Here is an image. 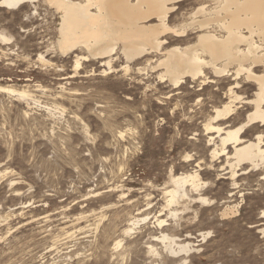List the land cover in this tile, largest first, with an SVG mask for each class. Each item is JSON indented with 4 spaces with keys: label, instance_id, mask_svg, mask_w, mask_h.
Instances as JSON below:
<instances>
[{
    "label": "rangeland",
    "instance_id": "obj_1",
    "mask_svg": "<svg viewBox=\"0 0 264 264\" xmlns=\"http://www.w3.org/2000/svg\"><path fill=\"white\" fill-rule=\"evenodd\" d=\"M211 1L172 0L169 23L189 22ZM36 4L37 12L0 9L10 37L0 40V264H264V167L235 182L206 146L204 124L231 78L205 69L214 82L187 77L175 87L152 68L163 52L134 62L118 52L111 70L104 59L78 69L80 51L52 48L59 15ZM198 33L162 38L165 47L185 46ZM194 171L198 190L187 183V195L170 204L173 178ZM164 234L191 251L169 254Z\"/></svg>",
    "mask_w": 264,
    "mask_h": 264
},
{
    "label": "bare ground",
    "instance_id": "obj_2",
    "mask_svg": "<svg viewBox=\"0 0 264 264\" xmlns=\"http://www.w3.org/2000/svg\"><path fill=\"white\" fill-rule=\"evenodd\" d=\"M40 1L60 17L52 48L63 56L80 51L76 55L78 69L81 60L104 59L101 66L111 70L113 55L118 52L127 61L163 52L152 68H162L160 78L167 77L175 87L187 77L203 76L204 81L214 82L205 69L216 78L229 76L232 83L226 99L214 106L213 114L204 124L209 157L212 162L219 161L224 178L234 181L250 167H264V0H212V6L202 3L190 13L189 22L181 26L169 23L172 0H0V9L19 11L34 5L37 12L36 3ZM154 18L156 22L151 23ZM188 30L199 32L196 42L165 47L163 35L184 36ZM0 40L7 43L10 37L0 31ZM39 57L46 62L43 54ZM106 71L107 68L103 70ZM241 83L245 84L241 86ZM249 88H253L252 95H247ZM20 94L27 95L25 91ZM243 108H247L245 119L241 122L232 119ZM250 131L254 132L253 136H249ZM202 162L197 167L204 169ZM204 164L207 166V162ZM212 167L213 164L204 170ZM199 177L197 171L174 177L175 187L166 190L168 202L175 203L180 196L187 195V183L198 190ZM198 199L208 202L209 198ZM235 211V205L228 206L222 217ZM262 214L264 217V211ZM139 221L136 218L133 225ZM163 223L164 220L159 222ZM161 240L165 250L174 256L192 249L191 243L180 244L177 237L168 234Z\"/></svg>",
    "mask_w": 264,
    "mask_h": 264
},
{
    "label": "snow or ice",
    "instance_id": "obj_3",
    "mask_svg": "<svg viewBox=\"0 0 264 264\" xmlns=\"http://www.w3.org/2000/svg\"><path fill=\"white\" fill-rule=\"evenodd\" d=\"M11 6L15 7L16 5H15V4H13V5H11Z\"/></svg>",
    "mask_w": 264,
    "mask_h": 264
}]
</instances>
